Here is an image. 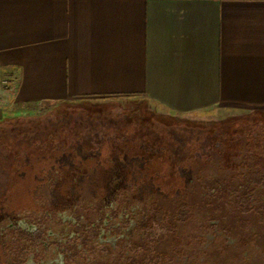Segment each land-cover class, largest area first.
<instances>
[{"label": "rangeland", "instance_id": "obj_1", "mask_svg": "<svg viewBox=\"0 0 264 264\" xmlns=\"http://www.w3.org/2000/svg\"><path fill=\"white\" fill-rule=\"evenodd\" d=\"M7 116L0 264H264L263 118H173L133 97Z\"/></svg>", "mask_w": 264, "mask_h": 264}, {"label": "crops", "instance_id": "obj_2", "mask_svg": "<svg viewBox=\"0 0 264 264\" xmlns=\"http://www.w3.org/2000/svg\"><path fill=\"white\" fill-rule=\"evenodd\" d=\"M7 107L140 98L201 122L264 119V0H0Z\"/></svg>", "mask_w": 264, "mask_h": 264}, {"label": "trees", "instance_id": "obj_3", "mask_svg": "<svg viewBox=\"0 0 264 264\" xmlns=\"http://www.w3.org/2000/svg\"><path fill=\"white\" fill-rule=\"evenodd\" d=\"M156 161H157L158 163H160L161 165H162V163H163V161H162L160 158H158ZM155 163H156V162H154L153 165H151V166H154V167H155V168H154L155 171H159V170H161V169L163 168L162 166H159L160 169H156V167H158V166L155 165ZM163 164H164V163H163ZM161 167H162V168H161Z\"/></svg>", "mask_w": 264, "mask_h": 264}, {"label": "built area", "instance_id": "obj_4", "mask_svg": "<svg viewBox=\"0 0 264 264\" xmlns=\"http://www.w3.org/2000/svg\"><path fill=\"white\" fill-rule=\"evenodd\" d=\"M9 85V81L6 79H0V87L1 86H8Z\"/></svg>", "mask_w": 264, "mask_h": 264}]
</instances>
